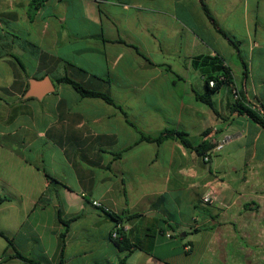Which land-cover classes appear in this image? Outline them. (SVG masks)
I'll list each match as a JSON object with an SVG mask.
<instances>
[{"label": "crops", "instance_id": "obj_1", "mask_svg": "<svg viewBox=\"0 0 264 264\" xmlns=\"http://www.w3.org/2000/svg\"><path fill=\"white\" fill-rule=\"evenodd\" d=\"M204 1L245 67L200 0H0V264H235L237 221L264 188V127L234 107H264V0ZM199 55L232 75L213 108ZM165 129L193 146L242 135L205 162L176 138L139 140ZM109 213L138 214L142 241L155 228L152 250H120Z\"/></svg>", "mask_w": 264, "mask_h": 264}, {"label": "trees", "instance_id": "obj_2", "mask_svg": "<svg viewBox=\"0 0 264 264\" xmlns=\"http://www.w3.org/2000/svg\"><path fill=\"white\" fill-rule=\"evenodd\" d=\"M41 1V0H40ZM201 6L207 15V17L212 21V24L218 29L220 33H222L234 46L236 50L237 57L242 64V66H246L245 60L243 57V54L241 53L240 47H239V41H236L229 37L219 26L216 20L211 15L209 9L207 8L205 1L200 0ZM15 57V56H14ZM16 61L20 65L22 69H24V66L22 62L15 57ZM192 66L195 69H198L201 74L204 76L205 84L207 87V90L204 94L199 95V99L203 101L206 105H208L210 108H213V103L211 100V93L216 91L220 85L222 84H232V75L230 72V68L227 67L224 64V60L217 56H209V55H199L192 59ZM58 81L66 82L70 84L73 89H75L79 94L85 97H100L104 99L105 101L109 102L112 105L117 106L111 98H109L105 93L91 90L89 88H86L84 85L79 83L78 81L69 78L67 76H64L60 78ZM213 81V85L210 86L209 82ZM234 107L238 109L240 112L245 113L248 115L250 119H252L254 122L258 123L259 125L264 127V107L260 105V108H256V106H249L245 105L243 102H236ZM131 125H133L131 123ZM139 132V140H145L150 142H156L161 143L166 139L169 138H176L179 140V142L185 147L194 149L196 152L200 153L201 155L211 147V143H207L206 141L201 142L197 146H193L189 139L187 138V135L183 131H178L174 129H165L156 136H151L144 134L140 131ZM47 177L51 180H54L53 177L47 174ZM110 216L115 220L116 225L120 223H128L132 218L137 217L138 214L134 215H117L114 213H109ZM118 236L116 238H112L115 245L120 250H128L132 251L134 249H145V251L150 252L152 250V247L154 245V239L156 236V231L154 229H148L145 234V241H142L132 233V230L124 231L123 229H118L117 231ZM10 243V241H8ZM18 256L29 261L33 262L30 259L25 258L22 256L19 252H17ZM40 264V263H37ZM120 264H125V261L122 260Z\"/></svg>", "mask_w": 264, "mask_h": 264}, {"label": "rangeland", "instance_id": "obj_3", "mask_svg": "<svg viewBox=\"0 0 264 264\" xmlns=\"http://www.w3.org/2000/svg\"><path fill=\"white\" fill-rule=\"evenodd\" d=\"M260 184H257L259 186ZM249 185V190H251ZM263 196L259 195L254 200L259 203L260 207L254 209V213L247 211L237 221V231L241 236L240 247L234 250L236 259L235 264H264V188L260 191ZM232 249V250H233ZM230 252V250L227 248Z\"/></svg>", "mask_w": 264, "mask_h": 264}, {"label": "built area", "instance_id": "obj_4", "mask_svg": "<svg viewBox=\"0 0 264 264\" xmlns=\"http://www.w3.org/2000/svg\"><path fill=\"white\" fill-rule=\"evenodd\" d=\"M209 85L212 86L213 81H210ZM232 92H233V95L235 97H237L236 89H233ZM216 131H217V129L213 128L212 130H210V133H214ZM241 135H242L241 133L225 134L217 140H212L211 141V147L209 149H207L201 155L203 161L208 162L215 153H217L218 151H220L224 147L225 144H227L229 141H231L232 139H234L236 137H240ZM215 203H217L216 188H215L214 183H210L207 185L206 191L200 197V204L202 206H208V205H214ZM129 228H130V224H128L126 222L117 224L111 232V237L116 238L118 236V233H117L118 229H123L124 231H128Z\"/></svg>", "mask_w": 264, "mask_h": 264}, {"label": "water", "instance_id": "obj_5", "mask_svg": "<svg viewBox=\"0 0 264 264\" xmlns=\"http://www.w3.org/2000/svg\"><path fill=\"white\" fill-rule=\"evenodd\" d=\"M38 80L35 79H30L29 80V89L27 90V95H33L34 91H35V84L37 83ZM47 81H45V83L43 84V86H45V90L44 92H47L50 90V88L47 87Z\"/></svg>", "mask_w": 264, "mask_h": 264}]
</instances>
